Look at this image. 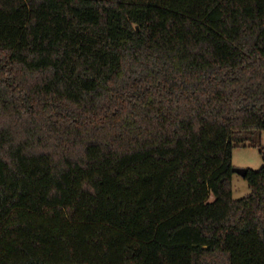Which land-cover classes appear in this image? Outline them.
<instances>
[{
	"label": "trees",
	"instance_id": "trees-1",
	"mask_svg": "<svg viewBox=\"0 0 264 264\" xmlns=\"http://www.w3.org/2000/svg\"><path fill=\"white\" fill-rule=\"evenodd\" d=\"M252 131L264 0H0V264H264Z\"/></svg>",
	"mask_w": 264,
	"mask_h": 264
},
{
	"label": "rangeland",
	"instance_id": "rangeland-1",
	"mask_svg": "<svg viewBox=\"0 0 264 264\" xmlns=\"http://www.w3.org/2000/svg\"><path fill=\"white\" fill-rule=\"evenodd\" d=\"M233 148V165L237 168L260 169L264 164V131L245 132L235 136ZM251 189L248 181L238 173L233 177V196L240 199L248 196Z\"/></svg>",
	"mask_w": 264,
	"mask_h": 264
},
{
	"label": "water",
	"instance_id": "water-1",
	"mask_svg": "<svg viewBox=\"0 0 264 264\" xmlns=\"http://www.w3.org/2000/svg\"><path fill=\"white\" fill-rule=\"evenodd\" d=\"M234 172L240 174L241 176H243L245 178L247 176L248 169L247 168L234 167Z\"/></svg>",
	"mask_w": 264,
	"mask_h": 264
}]
</instances>
